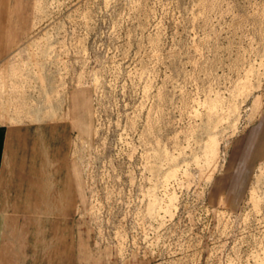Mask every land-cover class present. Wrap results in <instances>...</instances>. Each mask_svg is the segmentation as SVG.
<instances>
[{
	"label": "rangeland",
	"instance_id": "obj_1",
	"mask_svg": "<svg viewBox=\"0 0 264 264\" xmlns=\"http://www.w3.org/2000/svg\"><path fill=\"white\" fill-rule=\"evenodd\" d=\"M0 47L3 264H264V0H0Z\"/></svg>",
	"mask_w": 264,
	"mask_h": 264
},
{
	"label": "crops",
	"instance_id": "obj_2",
	"mask_svg": "<svg viewBox=\"0 0 264 264\" xmlns=\"http://www.w3.org/2000/svg\"><path fill=\"white\" fill-rule=\"evenodd\" d=\"M0 47V55L2 54ZM3 61L0 56V62ZM11 100L8 96L0 94V184L4 181L5 173L8 166L14 165V159L23 154V157L30 158V125L25 124V115L23 112L15 114L9 112L8 103ZM16 119V121H12ZM27 143V153L24 154L22 150L25 149ZM22 151V153H21ZM23 163V162H22ZM24 164V163H23ZM9 173L11 171L9 170ZM6 226V212L0 208V264H3L2 254L4 247V233Z\"/></svg>",
	"mask_w": 264,
	"mask_h": 264
}]
</instances>
